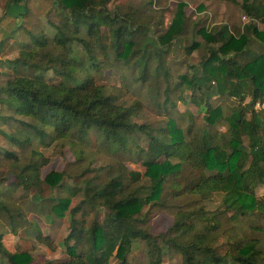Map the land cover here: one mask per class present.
Wrapping results in <instances>:
<instances>
[{
    "label": "trees",
    "instance_id": "16d2710c",
    "mask_svg": "<svg viewBox=\"0 0 264 264\" xmlns=\"http://www.w3.org/2000/svg\"><path fill=\"white\" fill-rule=\"evenodd\" d=\"M110 1L53 0L59 20H50L48 30H27L30 43L15 59L6 61L14 68L22 64L26 73H14L0 86V103L12 111L10 116L0 115V121L18 122L22 129L17 134L0 132L14 147L30 150L26 155L0 151V222L14 235L23 228L33 229L39 244L56 251L55 236L43 231L36 219L28 218L23 207L28 198L18 199L19 190L27 197L35 191L32 198L41 209L36 214H47L49 225H60L66 213L71 215L69 233L63 241L67 257L58 264H111L113 258L118 264H130L133 242L139 239L147 242L151 264H161L166 246L180 251L182 264H264V249L257 240L234 243L224 255L215 247L223 214L230 213L233 221L254 213L264 215V194L257 195L258 187L264 190V110L258 113L254 109L257 102L264 103V54L250 59L247 51L253 38L264 46V30L255 24L264 23V0H242V10L250 19L243 30L226 23L211 29L194 23L192 38L187 39L190 22L185 2L179 3L168 29L158 32L159 25L151 22L153 15L144 14L145 3L142 11L123 12L120 7L110 9ZM153 1L162 0L150 3ZM222 1L239 4V0ZM13 6L24 8V17L29 12L28 0H11L6 9ZM183 38L188 41L186 57L192 58L197 52L200 61L188 66L191 74L175 81L163 51ZM75 45L81 51L79 58ZM117 63L135 70L137 82H146L154 75L164 83V107L169 111L165 125L156 128L133 122L141 104L114 102L111 89L97 83L96 73L105 68L116 70ZM47 71L54 72L59 82L47 80ZM181 89L189 92L190 102L204 113L206 125L202 130L195 131L194 123L187 129L178 125L176 104L170 96ZM214 96L241 103L227 113L226 105L216 104ZM220 123H227V130L210 133V128ZM95 127L102 130L109 143L104 146L107 149L116 145L128 152L130 136L138 141L143 136L149 138L148 149H142L149 157L143 163L145 176L151 180L147 193L139 188L130 190L142 179L135 171L127 172L128 176L110 172L107 178L96 180L86 176L92 171L88 167L69 175L51 172L43 178L49 158L41 148H47L51 141H69ZM246 141L248 150L241 148ZM75 155L78 162L86 160L83 150ZM187 167L199 174L186 175ZM45 184L64 193L48 199L50 208L40 195ZM212 193L223 195V213L188 207ZM75 198L80 202L72 207ZM147 205L178 209L165 234L154 237L143 227L148 222ZM0 254L9 264L34 261L28 251L10 253L2 235Z\"/></svg>",
    "mask_w": 264,
    "mask_h": 264
},
{
    "label": "rangeland",
    "instance_id": "374dc122",
    "mask_svg": "<svg viewBox=\"0 0 264 264\" xmlns=\"http://www.w3.org/2000/svg\"><path fill=\"white\" fill-rule=\"evenodd\" d=\"M151 0H111L108 4L110 9L120 7L121 11H133L140 9L142 11L144 3V14L153 15L154 19L151 20L153 25L158 24V32H163L167 30L170 26L180 2H185V12L189 18V32L187 38H192L193 24L198 23L201 26H205L209 29L216 25L223 23L229 24L231 27L243 30L244 20L246 14L242 10L241 3L239 0L238 5H234L222 0H162L160 2L150 3ZM203 5L204 9L201 8ZM29 12L23 18L21 23V30L18 34L19 41L21 45L14 49H11L10 54L13 55L9 60L15 59L18 54L22 51L24 45H28L29 39L26 33L27 30H34L38 27H42L46 30L49 29L48 22L58 21L60 16L53 10V0H33L32 3L28 0ZM149 10V11H147ZM147 11V12H146ZM162 23V24H160ZM249 23V22H248ZM247 23V24H248ZM256 26L264 30V23L255 22ZM199 39H201L199 37ZM188 41L185 38L180 39L177 43L163 51L165 58L167 59L168 72L175 79V81L180 80V76L186 73L191 74L192 70L188 69L189 65L196 64L200 61L198 53H194L191 58L185 55V46ZM247 51L249 53L250 59L256 58L259 55L264 54V46L256 41L254 38L251 39ZM9 54V53H8ZM81 51L78 46L75 45V56L80 57ZM8 61V60H7ZM15 67V66H14ZM12 65L5 64L3 68V73L0 76V86L5 85L6 81L14 76V73L23 76L26 73L25 67L21 64L14 68ZM120 73H123V77ZM41 74V71L39 72ZM47 80L57 83L59 78L52 71L44 72ZM136 72L132 68H122L119 63L116 64V70L105 68L99 73H96L95 78L98 84L106 85L111 89V97L114 102H122L127 105L139 102L141 104V111L139 116L133 118V122L138 125H152L156 128L161 127L166 124L167 121V111L164 107V93L165 85L162 81H159L156 76L152 75L148 78L146 82L135 81ZM182 95L185 99L181 98ZM2 95H0L1 99ZM172 101L176 104V113L174 114L175 119L180 127L187 129L189 124L194 123V130L199 131L205 128L204 113L198 110L190 102V95L186 89H181L180 91L173 92L170 96ZM250 97L245 103L250 101ZM213 101L216 104L223 103L226 105V112L229 113L233 107H236L241 103L238 99L232 98L229 100H219L217 96H214ZM263 103V102H261ZM258 102L254 105L256 112H262L264 108L258 109ZM173 109V108H172ZM190 114L194 116L192 120ZM0 115L10 116L12 111L6 106L0 103ZM191 119V120H190ZM22 129V126L18 122L10 121L8 124H4L0 121V130L7 134H17ZM216 130L225 132L227 130V123L218 124L216 127L210 128V133H214ZM156 133V132H154ZM133 136V137H132ZM128 139V152H124L119 149L116 145L110 146L108 149L104 146L109 143L106 141L105 136L101 129L93 128L88 132H81L75 135L69 141H51L47 148H41L44 155L49 158V164L43 169V178L51 172H67L68 175L72 174L71 171L82 172L88 167L91 168L90 174L86 175L89 177H96L99 179H105L108 173L112 175L123 174L125 175L129 171H135L142 174V179L138 185L130 186V179L126 178V185L130 186V190L139 188L143 193H147L149 187L151 186L150 178L145 176L146 168L144 162L149 160L146 153L142 149H148L149 138L143 136L140 141L137 137L132 135ZM73 142L74 145L70 143ZM241 148L248 150V142ZM3 149L9 150L11 152H16L17 154L22 153L24 155L30 150V147H26L24 151L14 147L6 139V137L0 132V151ZM83 150L86 160L84 162H78L76 160L75 152ZM185 174L188 176H195L199 174L197 171H193L191 167H187ZM128 176V173L126 174ZM14 178L12 177L11 181ZM86 179V178H85ZM84 179V180H85ZM15 182V181H14ZM73 183V180H71ZM13 183V182H11ZM1 189L5 190L2 186ZM35 191H31L27 197L25 193L19 190L18 199L28 198V200L23 204L26 212L28 213L29 219H37L39 224L42 225L43 231L49 226L48 215L42 214L37 215L36 212L40 208L38 204L33 200L32 196ZM64 193L59 190H55L48 184L44 185L40 195L45 200L43 204L50 208L51 204L48 199L53 195H63ZM264 190L260 186L257 188V195L263 196ZM80 202V198H75L72 207ZM187 207V206H186ZM192 208L201 207L204 211L208 213H223V195L220 193H212L209 198L203 200L200 203H194L190 206ZM41 210V209H40ZM145 211L148 213V222L143 224V227L151 233L152 236L158 237L165 234L167 230L173 225L174 214L178 209L174 206L169 208L153 207L150 205L145 207ZM96 216V213H92L90 219ZM230 213H225L221 216L222 227L217 230L215 247L217 253L224 255L232 249L234 243H244L247 240H257L260 242L262 248L264 249V215L260 213H254L247 218H240L239 221H233L230 218ZM70 213H66V217L62 220L60 225L51 226L53 229L49 233L54 235L57 244L63 242L65 237L69 233L70 225ZM80 217V216H79ZM100 220L103 219V213L99 216ZM10 230V229H9ZM47 232V231H45ZM23 235L26 233L27 238H23L21 241L20 249L23 251H28L32 254L34 261L32 264H45L46 260L50 258L66 259V255L61 253L62 248H57L56 251H51L49 248L42 246L35 239V232L31 228H23L19 231ZM161 246H165L160 240ZM147 242L139 239L133 242V249L129 254L128 258L130 264H151L150 254L148 252ZM161 264H182V256L180 251L176 248L166 246L163 248ZM117 259H112L111 264H118ZM47 264H49L47 262Z\"/></svg>",
    "mask_w": 264,
    "mask_h": 264
},
{
    "label": "crops",
    "instance_id": "0c3cea01",
    "mask_svg": "<svg viewBox=\"0 0 264 264\" xmlns=\"http://www.w3.org/2000/svg\"><path fill=\"white\" fill-rule=\"evenodd\" d=\"M9 1L11 0H0V76L3 73V68L5 67L6 61L9 60L11 56H13L10 54L11 49L16 48L18 45H21V41H19L18 34L21 30V23L25 13V9L21 8L20 6H13L7 10L6 5ZM30 1L32 3L33 0ZM37 215L38 214H36V216ZM37 219L38 218H36V220ZM52 229L53 228L49 225L44 231H47L49 233L50 231H52ZM0 235L3 236V243L6 249L12 254L20 250L22 239H26L28 236L26 233L24 235L22 233H19L18 235L12 234L9 228H7L6 225L1 222ZM57 245L58 248H62L61 253L63 255V242H60ZM50 260L51 261L46 260L45 264H47V262L49 264H58V262L62 259L50 258ZM0 264H9L7 259L2 254H0Z\"/></svg>",
    "mask_w": 264,
    "mask_h": 264
},
{
    "label": "built area",
    "instance_id": "2783aa9c",
    "mask_svg": "<svg viewBox=\"0 0 264 264\" xmlns=\"http://www.w3.org/2000/svg\"><path fill=\"white\" fill-rule=\"evenodd\" d=\"M244 20H247V23L250 21V19H249L247 16L244 17ZM247 23H244V26H245ZM256 107H257L258 109H262V108H264V103L258 102V104H257Z\"/></svg>",
    "mask_w": 264,
    "mask_h": 264
}]
</instances>
